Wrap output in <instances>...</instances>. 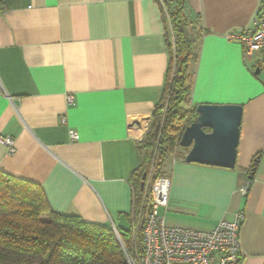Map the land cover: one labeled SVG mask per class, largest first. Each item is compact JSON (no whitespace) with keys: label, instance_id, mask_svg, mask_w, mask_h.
I'll return each mask as SVG.
<instances>
[{"label":"crops","instance_id":"0c3cea01","mask_svg":"<svg viewBox=\"0 0 264 264\" xmlns=\"http://www.w3.org/2000/svg\"><path fill=\"white\" fill-rule=\"evenodd\" d=\"M262 6L185 0L196 58L182 107L242 105L236 164L187 162L180 147L162 169L166 225L206 231L244 211L241 264H264V53L246 58L226 36L252 28ZM167 29L156 0H0V135L14 140L13 152L0 143V170L39 185L55 212L128 230L138 138L167 80Z\"/></svg>","mask_w":264,"mask_h":264},{"label":"trees","instance_id":"16d2710c","mask_svg":"<svg viewBox=\"0 0 264 264\" xmlns=\"http://www.w3.org/2000/svg\"><path fill=\"white\" fill-rule=\"evenodd\" d=\"M156 1L170 31L166 38L169 65L162 97L139 142L143 163L130 179V223L143 191L140 179L152 153L159 154L161 173L164 161L180 148L182 131L195 116V107H182L190 88L187 64L196 58L193 40L187 36L185 0ZM256 165L253 161L251 175ZM116 231L119 238L110 225L51 210L39 185L0 170V264H127L123 249L132 245L131 229Z\"/></svg>","mask_w":264,"mask_h":264},{"label":"built area","instance_id":"2783aa9c","mask_svg":"<svg viewBox=\"0 0 264 264\" xmlns=\"http://www.w3.org/2000/svg\"><path fill=\"white\" fill-rule=\"evenodd\" d=\"M226 38L237 42L246 58L264 53V6L258 10L252 28L231 32ZM72 101V95H67V102ZM61 120L64 122V118ZM69 134L72 140L78 139L75 131L71 130ZM138 139L141 141L143 138L140 136ZM0 143L7 146L10 152L14 151L12 137L0 135ZM169 186L170 180L165 175L155 176L151 184L143 185L130 226L132 245L128 250L123 249L126 263L241 264L239 234L245 218L244 211L235 212L232 219L220 220L206 231L168 226L159 208L167 205ZM247 189L245 183L239 190L245 195Z\"/></svg>","mask_w":264,"mask_h":264},{"label":"water","instance_id":"95a60500","mask_svg":"<svg viewBox=\"0 0 264 264\" xmlns=\"http://www.w3.org/2000/svg\"><path fill=\"white\" fill-rule=\"evenodd\" d=\"M241 118L239 104H197L194 118L179 138V146L188 149L185 161L234 168ZM145 176L143 173L141 187Z\"/></svg>","mask_w":264,"mask_h":264},{"label":"rangeland","instance_id":"374dc122","mask_svg":"<svg viewBox=\"0 0 264 264\" xmlns=\"http://www.w3.org/2000/svg\"><path fill=\"white\" fill-rule=\"evenodd\" d=\"M189 22V21H188ZM194 24L189 22L188 28H187V34H190L189 31L192 28ZM188 37H191V35H187ZM171 38V36H170ZM172 39V38H171ZM159 154L157 152L152 153L150 160H149V166L147 170V176L146 179L144 180V187H146L147 183L152 182L153 178L158 175H163V171L159 173ZM141 181V179H140Z\"/></svg>","mask_w":264,"mask_h":264}]
</instances>
